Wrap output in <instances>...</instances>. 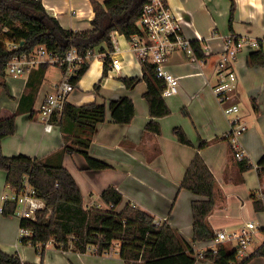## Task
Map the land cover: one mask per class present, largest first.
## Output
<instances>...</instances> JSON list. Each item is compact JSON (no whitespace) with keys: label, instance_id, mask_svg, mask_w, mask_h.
Returning <instances> with one entry per match:
<instances>
[{"label":"crops","instance_id":"obj_1","mask_svg":"<svg viewBox=\"0 0 264 264\" xmlns=\"http://www.w3.org/2000/svg\"><path fill=\"white\" fill-rule=\"evenodd\" d=\"M41 1L47 12L66 29L83 31L94 27L95 11L91 0ZM97 1L103 3L106 0ZM166 2L179 19L184 36L191 41H201L208 54L204 59H197L176 50L169 57L166 68L179 77L180 85L177 93L164 96L171 113L158 119L161 133L146 130L151 116L145 98L148 86L142 79L145 62L130 47L129 39L116 31L113 33L115 50L110 51L105 43L93 49L94 56L88 60L89 68L67 101L75 105L99 102L109 106L112 100L127 96L134 103V118L130 123H116L108 108L106 120L97 125L89 153L107 163L108 168H90L80 152L65 153L61 162L75 177L86 209H111L101 194L113 186L123 195L114 208L115 212H120L130 203L149 213L160 222L159 225L168 223L198 252L215 245L213 239H193L192 202L204 197L182 188L181 183L193 158L199 153L216 179V203L208 216L214 233L225 229L238 231L248 221H254L258 226L253 242L238 254L242 261L259 250L264 251V208L257 207V204L264 205V175L260 176L257 167L264 156V66H249L247 63L248 55L260 48L259 40L264 49V0H235L232 29L229 27L231 0ZM5 31L6 28L0 35L7 37ZM229 35L257 41L259 46L248 42L239 52L232 65L238 78L222 103L214 87L218 82L221 50ZM112 56L122 60L121 73L111 70ZM106 58L110 62L108 73L103 76ZM45 61L42 59L41 63H47ZM41 63L34 65L25 76H7L5 72V76L0 77V118L16 113L23 95L30 92V73ZM62 77L60 66H47L34 103L25 98L23 109L16 116L14 133L1 141L4 155L23 154L59 162L58 154L65 144L62 131L56 122L51 129L45 128L40 108ZM121 77H139L141 80L133 88H128ZM98 82L100 87L96 90ZM232 105H237L238 111L226 113L225 108ZM235 116L248 126L240 142L253 166L243 172L227 138ZM176 126L184 130L190 144L178 140L174 132ZM202 141L206 142L204 147H200ZM7 175L8 172L0 168V246L4 252L18 254L23 261L35 264H127L120 255V246L112 254H99L90 245L81 252L73 243L67 249L54 241L45 246L23 243L22 239L31 237L32 231L22 236V219L15 213L6 216L1 212L4 202L11 200L14 193L8 185ZM220 244L231 251L237 249L238 243L233 239ZM203 264H211V261L204 258ZM246 264H264V254L250 258Z\"/></svg>","mask_w":264,"mask_h":264},{"label":"trees","instance_id":"obj_2","mask_svg":"<svg viewBox=\"0 0 264 264\" xmlns=\"http://www.w3.org/2000/svg\"><path fill=\"white\" fill-rule=\"evenodd\" d=\"M152 1L106 0L101 3L91 0L95 11L92 21L94 27L75 31L64 28L55 16L47 12L41 0H0V32L6 28L4 33L7 37L20 43L15 49H8L0 44V77L5 76V64L13 55L29 53L39 45H45L59 57L65 56L71 48H75L78 53L85 56L89 50L102 43H105L110 51H114L113 33L118 31L128 39L133 34L141 33L142 30L137 22L145 5ZM231 1L230 29L236 8L235 0ZM259 41L260 48L252 51L247 57L249 66H264V49L261 40ZM191 45L195 58L204 59L207 56L201 41L193 40ZM109 62L110 59L106 58L103 76L108 73ZM48 65L49 63H41L37 70L30 73L28 82L30 92L23 95L16 113L0 118V168L8 172L9 187L13 191H20L24 176L27 175L37 194L52 208L51 213L46 208L39 210L35 220L26 218L21 220V226L32 231V236L24 237L22 242L45 246V243L52 239L58 246L67 249L72 241L71 235L76 234L78 239L73 242L81 252L86 251L89 245L96 244L97 252L103 254L113 244L120 242L119 252L127 264H196L194 249L168 223L156 225L149 213L135 208L130 203L120 212H115L114 208L123 197L115 187L110 186L101 194L103 200L111 205V209H86L82 191L75 177L61 162L65 153L80 152L86 157L90 168H108L107 163L90 155L92 136L97 125L106 120L108 108L114 122L130 123L135 115L131 98L120 97L112 100L109 106L99 102L75 105L66 101L61 114L53 117V121L60 126L65 141L58 154L59 162L53 163L47 159L41 160L23 154L13 157L3 154L2 139L14 133L16 116L22 111L25 98H30L31 104L34 103ZM59 66L65 70L67 63L60 62ZM88 68L89 62L85 60L78 69L77 75L72 78L74 84H78ZM144 69L142 79L148 86L145 98L151 116L146 124V130L160 134L162 129L158 119L171 113V108L162 94L164 79L157 77L154 63L146 61ZM121 79L128 88H133L141 80L139 77H121ZM32 81L36 83L33 84ZM99 87L100 82L96 83L95 89L98 90ZM184 113L187 114V111ZM174 132L180 142L190 144L180 126H176ZM205 145L204 141L200 143V147ZM238 165L242 172L253 166L247 157L238 161ZM257 167L260 176H263L264 156L259 160ZM181 187L204 197L192 202L194 241L214 239L216 234L209 225L208 216L216 203V179L199 153L189 165ZM257 207L263 209L264 205L262 207L257 204ZM15 209L16 202L7 200L1 212L7 216L14 214ZM258 254H264V251L259 250L240 261L238 249L227 251L222 244H219L217 252L208 249L204 258L209 259L211 264H246L250 258ZM0 264L35 263L23 261L18 254H8L0 246Z\"/></svg>","mask_w":264,"mask_h":264},{"label":"built area","instance_id":"obj_3","mask_svg":"<svg viewBox=\"0 0 264 264\" xmlns=\"http://www.w3.org/2000/svg\"><path fill=\"white\" fill-rule=\"evenodd\" d=\"M142 32L133 34L129 38L130 47L136 51L143 62H152L155 64L157 77L164 79L163 96H169L179 91V77L171 73L166 68V63L173 52L176 50L184 51L189 55H193L194 51L191 45V40L186 38L182 32L179 19L172 13L166 0H153L147 3L143 13L137 22ZM250 42L254 46H259L257 41H248L245 38H237L234 35H229L225 39L223 49L221 50V58L217 66L218 82L214 87V92L218 96L220 102H225L228 98V90L235 85L237 74L232 67L234 60L244 46ZM0 44L8 49L18 48L20 43L0 35ZM205 54L207 55L208 52ZM94 56V50H89L85 56H82L75 48L67 51L65 56L59 57L52 50H49L45 45H39L33 51L27 53H18L6 62L7 76H25L34 65L45 62L53 65H58L60 62H66L67 67L63 70V77L57 84L55 91L49 93L41 105L40 112L45 121V128L51 129L53 126L54 115H60L63 107L68 100L69 94L76 88L72 78L77 75V71L85 60H89ZM234 66V65H233ZM112 71L121 73L123 70V62L119 57L112 56ZM226 113L238 111L237 105L228 106L225 108ZM232 124L227 133V138L230 140L233 156L240 161L247 157L245 148L240 142L241 136L248 130L246 123L239 116L232 119ZM16 202L15 214L21 219L37 218L39 210L48 209L49 213L52 208L49 207L45 200L40 197L35 187L31 184L29 176L25 175L23 186L20 191H14L12 199ZM156 225L160 222L154 220ZM258 226L254 221H248L243 224L238 231L236 230H220L213 239L215 245L210 250L217 252L218 244L236 240L238 254L246 249L254 238V233ZM29 229L22 227V236L28 233ZM71 243L78 239L76 234L71 235ZM50 239L48 242H52ZM46 242L45 245L48 243ZM96 252L98 246L90 245ZM120 246V242H116L104 253L112 254L116 247ZM205 251H198L200 257L205 256ZM197 257V256H196Z\"/></svg>","mask_w":264,"mask_h":264},{"label":"rangeland","instance_id":"obj_4","mask_svg":"<svg viewBox=\"0 0 264 264\" xmlns=\"http://www.w3.org/2000/svg\"><path fill=\"white\" fill-rule=\"evenodd\" d=\"M263 48V47H262ZM196 253V252H195ZM196 256H197V259H198V264H203V257H200L199 255H198V253L196 254ZM206 261V260H205Z\"/></svg>","mask_w":264,"mask_h":264}]
</instances>
